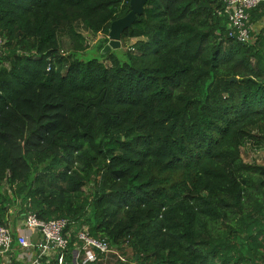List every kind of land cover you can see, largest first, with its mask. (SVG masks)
Wrapping results in <instances>:
<instances>
[{"label": "trees", "instance_id": "trees-1", "mask_svg": "<svg viewBox=\"0 0 264 264\" xmlns=\"http://www.w3.org/2000/svg\"><path fill=\"white\" fill-rule=\"evenodd\" d=\"M225 8L148 0L103 52L130 0H0V225L66 219L69 258L84 230L119 264H264V166L242 153L264 145V27L241 43Z\"/></svg>", "mask_w": 264, "mask_h": 264}, {"label": "built area", "instance_id": "built-area-1", "mask_svg": "<svg viewBox=\"0 0 264 264\" xmlns=\"http://www.w3.org/2000/svg\"><path fill=\"white\" fill-rule=\"evenodd\" d=\"M225 3L230 37L250 43L249 11L264 4V0H225ZM2 44L0 36V46ZM14 222L10 220L9 223H13V227L0 225V256L12 254L18 248L20 260L27 259L31 264H95L107 261L114 253L106 240L96 239L83 230L78 233L76 249L69 258L71 236L67 232L69 221L66 219L43 221L29 212L20 223ZM37 235L39 239L35 238Z\"/></svg>", "mask_w": 264, "mask_h": 264}, {"label": "rangeland", "instance_id": "rangeland-1", "mask_svg": "<svg viewBox=\"0 0 264 264\" xmlns=\"http://www.w3.org/2000/svg\"><path fill=\"white\" fill-rule=\"evenodd\" d=\"M78 30L86 37L87 39V45L89 46L88 49L82 53L80 56L81 58H92V57H97L100 55V48L104 44L106 37L104 35H94L88 32H85L82 27H78ZM252 30H254V26H252ZM62 42V47L66 53L70 52L71 48V42L67 36H63L61 39ZM132 42V43H131ZM128 43V46L124 48V50L120 51L119 55H122L124 51H126L131 45L133 44L134 41H131ZM243 158L246 162L259 165V166H264V145H257L254 143H250L247 146L243 148ZM84 191L86 194H90L89 188H84ZM12 217L10 220H15L17 223H20L22 220L18 219V211L12 210L11 213ZM11 227H13V223L9 224ZM113 254L109 257L107 261L104 262V264H119L120 261L118 260L117 254H121L120 251L113 249ZM130 260L127 258V264H132L131 261V255H130Z\"/></svg>", "mask_w": 264, "mask_h": 264}, {"label": "water", "instance_id": "water-1", "mask_svg": "<svg viewBox=\"0 0 264 264\" xmlns=\"http://www.w3.org/2000/svg\"><path fill=\"white\" fill-rule=\"evenodd\" d=\"M147 3L148 0H130V13L113 21L109 32V43L106 45L103 52L111 49H119L121 47V40L124 32L133 28L138 18L145 14Z\"/></svg>", "mask_w": 264, "mask_h": 264}, {"label": "crops", "instance_id": "crops-1", "mask_svg": "<svg viewBox=\"0 0 264 264\" xmlns=\"http://www.w3.org/2000/svg\"><path fill=\"white\" fill-rule=\"evenodd\" d=\"M264 27V18L262 19V21L258 24L254 25V30L256 32L260 31V29H262ZM40 236H35L36 239H39ZM15 252H13L12 254H7L5 256H0V264H31L30 261H28L27 259H21L19 258L20 255V249L15 248L14 249ZM35 253V252H33ZM18 255V256H17Z\"/></svg>", "mask_w": 264, "mask_h": 264}]
</instances>
